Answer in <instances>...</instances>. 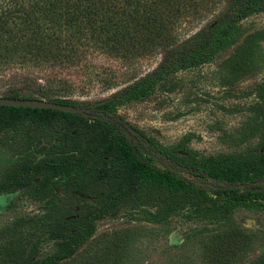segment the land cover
I'll return each instance as SVG.
<instances>
[{
    "label": "trees",
    "instance_id": "obj_1",
    "mask_svg": "<svg viewBox=\"0 0 264 264\" xmlns=\"http://www.w3.org/2000/svg\"><path fill=\"white\" fill-rule=\"evenodd\" d=\"M221 2L0 0V86L6 87L2 96L78 105L63 94L72 92L74 83L64 75L78 69L89 75L94 55L129 65L135 57L168 47L155 67L125 81L104 103L87 104L83 113L0 105V131L25 130L10 142L12 149L33 143L46 149L36 161L17 162L16 171L0 183V192L51 177L61 190L43 215L21 218L16 226L0 229V264L104 263L108 250L127 246L130 235L125 229L113 231L88 254L84 245L96 221L125 206L149 205L155 207L146 216L152 222L188 204L197 207L194 213L212 211L214 225L205 226L213 231L206 264H240L250 254L248 237L229 227L228 211L244 199L246 188L254 195L251 198H264V186L253 183L264 176V130L257 144L259 157L227 156L199 163L193 155L174 152L169 166L155 160L160 149L135 136L117 113L119 106L144 101L158 89L172 90L179 70L212 61L242 37L243 19L264 11V0H228L213 19L178 39L174 23L198 21ZM104 81L107 86L115 84L111 78ZM182 169L202 176L211 186L192 184L179 172ZM257 169L258 173L247 174ZM218 200L229 201V207L216 208ZM49 240L53 251L43 255L40 244ZM245 264H264V253Z\"/></svg>",
    "mask_w": 264,
    "mask_h": 264
},
{
    "label": "rangeland",
    "instance_id": "obj_2",
    "mask_svg": "<svg viewBox=\"0 0 264 264\" xmlns=\"http://www.w3.org/2000/svg\"><path fill=\"white\" fill-rule=\"evenodd\" d=\"M227 1L222 0L198 21L174 23L178 39L213 19ZM241 26L243 35L235 45L210 62L179 70L173 78L172 90L158 89L144 101H132L117 108L126 128L160 149L161 153L152 152L159 164L170 166L169 156L174 152L193 155L199 163L227 156L259 157L261 149L257 144L264 130V11L243 19ZM167 50L168 47H159L152 55L135 57L129 65L103 54L94 55L89 59L92 68L89 75L79 69L64 75L74 83L72 92L63 94L78 101V106L85 110L87 104L108 97L125 81L155 67ZM105 78H111L115 84L107 86ZM5 90V86H0V96ZM24 133L22 127L0 131V183L16 171L17 162L25 158L36 161L46 151L35 143L26 149H12L10 142ZM180 172L192 184L211 186L202 176H192L184 169ZM258 172L257 169L247 174ZM54 179H35L29 185L1 191L0 229L16 226L21 218L43 215L60 198L57 194L61 190L55 188ZM253 183L264 186V176ZM242 193L244 199L229 208L228 218L229 227L245 234L252 246L250 254L240 263L245 264L264 253V198H251L254 195L250 188ZM217 204L219 209L229 207L227 200H218ZM194 209L197 207L188 204L166 219L152 222L146 216L155 211L154 206L122 207L114 215L96 221V229L84 246L88 245L90 254L113 231L125 229L130 235L127 246L109 249L108 257L100 264H206L205 252L213 231H206L205 226L214 225L213 213L198 214ZM40 250L43 255L52 252V241L41 242Z\"/></svg>",
    "mask_w": 264,
    "mask_h": 264
},
{
    "label": "water",
    "instance_id": "obj_3",
    "mask_svg": "<svg viewBox=\"0 0 264 264\" xmlns=\"http://www.w3.org/2000/svg\"><path fill=\"white\" fill-rule=\"evenodd\" d=\"M109 97L96 100L92 105L96 106L107 101ZM0 105L6 106H24V107H38V108H50L57 109L66 112L83 113L84 108L78 105L59 103L54 100H46L40 98H12L6 96H0Z\"/></svg>",
    "mask_w": 264,
    "mask_h": 264
},
{
    "label": "flooded vegetation",
    "instance_id": "obj_4",
    "mask_svg": "<svg viewBox=\"0 0 264 264\" xmlns=\"http://www.w3.org/2000/svg\"><path fill=\"white\" fill-rule=\"evenodd\" d=\"M180 172V171H179Z\"/></svg>",
    "mask_w": 264,
    "mask_h": 264
}]
</instances>
